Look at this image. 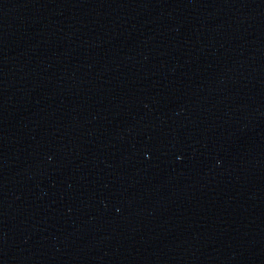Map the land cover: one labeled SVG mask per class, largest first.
<instances>
[{
	"label": "water",
	"instance_id": "1",
	"mask_svg": "<svg viewBox=\"0 0 264 264\" xmlns=\"http://www.w3.org/2000/svg\"><path fill=\"white\" fill-rule=\"evenodd\" d=\"M0 264H264V0H0Z\"/></svg>",
	"mask_w": 264,
	"mask_h": 264
}]
</instances>
